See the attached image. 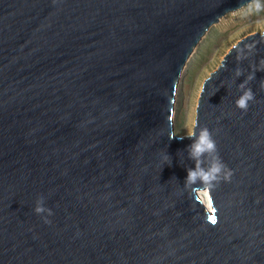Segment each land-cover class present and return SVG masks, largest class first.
<instances>
[{
    "label": "water",
    "instance_id": "water-1",
    "mask_svg": "<svg viewBox=\"0 0 264 264\" xmlns=\"http://www.w3.org/2000/svg\"><path fill=\"white\" fill-rule=\"evenodd\" d=\"M248 4L0 0V264H264V30L197 99L192 130L212 132L230 182L185 189L195 136L173 123L194 49Z\"/></svg>",
    "mask_w": 264,
    "mask_h": 264
},
{
    "label": "rangeland",
    "instance_id": "rangeland-1",
    "mask_svg": "<svg viewBox=\"0 0 264 264\" xmlns=\"http://www.w3.org/2000/svg\"><path fill=\"white\" fill-rule=\"evenodd\" d=\"M264 3V0H261ZM264 30V8L247 6L226 14L211 26L189 57L178 81L174 102V132L192 131L202 82L214 71L226 52L249 34Z\"/></svg>",
    "mask_w": 264,
    "mask_h": 264
},
{
    "label": "clouds",
    "instance_id": "clouds-1",
    "mask_svg": "<svg viewBox=\"0 0 264 264\" xmlns=\"http://www.w3.org/2000/svg\"><path fill=\"white\" fill-rule=\"evenodd\" d=\"M250 6L254 7L256 11H260L264 8V3H262L261 0H250ZM239 58H246V54L242 50L239 53ZM242 74L243 72L240 69L236 70V77ZM252 78V76H249L238 85V88L241 90V95L235 100V104L239 109L245 112L249 108V102L255 100V93L251 87H247L249 80ZM175 136L176 135H169V138L171 139ZM189 136H195L194 142L190 145V155L196 161V166L188 169L185 179V189L193 192L199 191L206 197L208 192L214 189L221 181L230 182L233 176V170L222 161L216 141L207 126L199 127L198 135L195 129L190 131ZM182 138L183 137H181V139ZM205 154L211 158L207 169L201 166L203 163L201 157L205 156ZM162 159L167 161V155H164ZM34 211L37 214L47 213V215L42 216V218L45 223H50L48 216L52 215V210L44 205V198L42 196L37 198ZM212 223L214 224V222Z\"/></svg>",
    "mask_w": 264,
    "mask_h": 264
},
{
    "label": "snow or ice",
    "instance_id": "snow-or-ice-1",
    "mask_svg": "<svg viewBox=\"0 0 264 264\" xmlns=\"http://www.w3.org/2000/svg\"><path fill=\"white\" fill-rule=\"evenodd\" d=\"M209 219L212 221V222H216V217L213 215V216H210Z\"/></svg>",
    "mask_w": 264,
    "mask_h": 264
},
{
    "label": "bare ground",
    "instance_id": "bare-ground-1",
    "mask_svg": "<svg viewBox=\"0 0 264 264\" xmlns=\"http://www.w3.org/2000/svg\"><path fill=\"white\" fill-rule=\"evenodd\" d=\"M173 115H174V112H173Z\"/></svg>",
    "mask_w": 264,
    "mask_h": 264
}]
</instances>
